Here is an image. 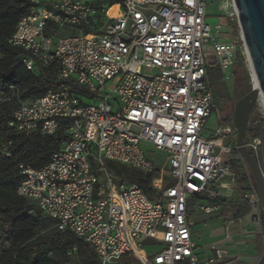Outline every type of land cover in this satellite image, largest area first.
Returning a JSON list of instances; mask_svg holds the SVG:
<instances>
[{
    "label": "built area",
    "instance_id": "2783aa9c",
    "mask_svg": "<svg viewBox=\"0 0 264 264\" xmlns=\"http://www.w3.org/2000/svg\"><path fill=\"white\" fill-rule=\"evenodd\" d=\"M28 1L31 7L9 43L27 51L21 61L28 70L57 62L59 78L73 79L84 91L62 84L58 91L22 99L15 85L0 89V109L16 103L9 126L17 132L54 135L64 128L67 135L45 166L20 165L18 195L56 229L89 244L98 264H117L127 253L142 264H227L215 245L211 257L196 253L189 220L190 197L214 199L237 184L233 146L222 139L237 138L234 124L216 125L212 131L219 139L208 138L204 129L214 107L207 63L216 58L228 78L225 71L234 67L241 45L213 37L208 0H120L113 7L94 0ZM220 1L226 16L237 18L235 0ZM241 40L245 47L242 35ZM93 97L98 103L84 100ZM10 144L0 152L10 156ZM153 153L164 156L168 169ZM109 163L156 171V195L116 179ZM242 198L258 210L252 220L262 233L256 187ZM218 207L199 208L210 214ZM226 231L230 238L229 226ZM155 243L162 248L150 260L145 246ZM75 252L76 247L68 254ZM257 264H264V252Z\"/></svg>",
    "mask_w": 264,
    "mask_h": 264
},
{
    "label": "trees",
    "instance_id": "16d2710c",
    "mask_svg": "<svg viewBox=\"0 0 264 264\" xmlns=\"http://www.w3.org/2000/svg\"><path fill=\"white\" fill-rule=\"evenodd\" d=\"M93 3L113 7L120 4V0H94ZM30 7L28 0H0V89L15 85L19 88L22 99L39 97L49 91H58L62 84H67L72 90L83 92L84 89L73 79L59 78L60 67L57 62L36 71L28 70L21 61L27 51L9 43L8 40L17 23ZM228 23L233 27L234 34L237 36L239 31L237 22L232 20ZM242 59V50L238 48L236 63L233 67L234 73L237 64L242 66ZM15 107L16 103L11 102L0 109V148L3 144L11 142L10 156L0 152V264H98L99 259L92 247L75 235L56 228L50 233L39 234L38 230L42 222L48 218L38 210L34 203L18 195L17 188L22 179L20 165H29L34 168L45 166L51 154L59 150L67 135L64 128L54 135L17 132L9 126L11 113ZM224 122L233 123L232 119ZM251 134L256 135L255 131L248 127L244 136L245 143ZM235 146L236 143L233 145L232 153L240 156ZM250 153L258 162L252 148H250ZM230 164L236 174L237 186L241 195V199L233 201L234 203L231 202V207L237 206L232 212V219L239 220L241 215L252 217L253 206L242 198V193L255 187L253 176L242 157L231 159ZM116 165L121 164L109 163L110 167ZM131 169L129 172L126 169H119L114 172V176L116 179L122 178L138 183L150 197H154L156 192L151 183L156 171L143 173ZM221 201L224 200L220 195L213 199L214 204L217 205ZM259 238L263 245L264 214L262 215V233H259ZM74 247H76V252L69 255L68 252ZM151 258L152 254L149 253V259ZM133 262L142 264L134 255L127 253L117 264H133ZM178 264L191 263L183 261Z\"/></svg>",
    "mask_w": 264,
    "mask_h": 264
},
{
    "label": "rangeland",
    "instance_id": "374dc122",
    "mask_svg": "<svg viewBox=\"0 0 264 264\" xmlns=\"http://www.w3.org/2000/svg\"><path fill=\"white\" fill-rule=\"evenodd\" d=\"M207 10L208 15L206 17V22L211 26L213 37L220 42H234L238 45V47H240L241 45L243 56V59L241 60L243 64L242 66L238 64L235 66V73L233 67L225 71V75L228 77L226 79L224 78V70L218 64L216 58H213V56H211L207 63L208 80L212 88L214 107L213 113L211 114L208 120L206 129H204V134L208 138L219 139L213 134L212 130L216 127V125L225 123L224 121L227 119L233 120V113L236 103L241 97L251 91L254 84V80L252 78L253 72L249 63L248 54L243 45V41L241 40L240 28L238 26V35L235 36L233 27L228 23L229 21L233 20L236 21L238 25V19H233L226 16L227 12L221 7L220 0H208ZM230 12L231 11L228 10V13ZM224 21H227V23H225ZM217 25H221V28L218 31L216 28ZM141 71L144 74H152V72L147 68H142ZM84 100L86 103L90 104H96L99 101L98 97L85 98ZM248 127L250 129H253L256 135L251 134L248 137L247 143L245 144L249 151L250 148H252L259 162V167L264 175V104L260 100L249 115ZM222 139L224 145L233 146L235 145L237 138L233 140L230 137H223ZM251 144L255 147H252ZM153 155L159 160L160 166H164V168L168 169V166L164 165L165 158L163 155L159 153H153ZM239 157L241 156L234 155V158ZM109 168L113 172H116L119 169H126V171L128 172L132 170L130 167L122 165H116L114 167L109 166ZM93 170L97 174H100L101 172L100 170H96L94 167ZM170 180L174 181L173 178ZM212 190H216V188L212 187ZM220 196L224 201H221L220 204H218L219 207L217 211H214L210 214L200 210L199 207L200 205L214 204L213 197L200 199L193 195L189 199V220L191 223L193 240L196 244L195 251L201 258H207L209 254H213L211 246L227 238L226 227H230V221H232V212L237 207L232 206V210V207L230 206L231 202L234 203L241 199L240 191L238 189L237 184L233 190H222ZM252 211L256 212L258 210L254 209ZM263 214L264 212L262 210V215ZM241 218L245 221L247 219V217L244 215H241ZM253 226H255L258 231L261 230V224L251 220L250 225L248 227L253 229ZM54 229V224L50 220L46 219L42 222L38 232L39 234H45L52 232ZM243 232L248 233V230H243ZM259 244V237L254 240H251L248 243L250 247L254 245L259 246ZM145 247L149 253L155 252L162 248V246L158 243H155L154 245L146 244ZM133 264L138 263L133 262Z\"/></svg>",
    "mask_w": 264,
    "mask_h": 264
},
{
    "label": "water",
    "instance_id": "95a60500",
    "mask_svg": "<svg viewBox=\"0 0 264 264\" xmlns=\"http://www.w3.org/2000/svg\"><path fill=\"white\" fill-rule=\"evenodd\" d=\"M235 5L238 26L258 86L253 84L251 91L238 100L232 121L237 131L236 148L253 176L264 212V175L244 142L249 115L260 98L264 104V0H235Z\"/></svg>",
    "mask_w": 264,
    "mask_h": 264
},
{
    "label": "crops",
    "instance_id": "0c3cea01",
    "mask_svg": "<svg viewBox=\"0 0 264 264\" xmlns=\"http://www.w3.org/2000/svg\"><path fill=\"white\" fill-rule=\"evenodd\" d=\"M224 22L227 23V21ZM233 220L234 219H232V221ZM239 220L240 222L230 221V238H225L222 241H219L213 245L220 247L224 250L223 260L226 261L227 264H257L258 258L264 252V247L262 245L261 239L259 238V246L254 245L250 247L248 243L251 240H254L259 237V231L255 226H253V229L248 227L252 220L251 216L247 217L246 221L242 218H240ZM244 229L248 230V233L246 232L247 234L242 233ZM212 255L213 254H209L208 257H211Z\"/></svg>",
    "mask_w": 264,
    "mask_h": 264
},
{
    "label": "bare ground",
    "instance_id": "6f19581e",
    "mask_svg": "<svg viewBox=\"0 0 264 264\" xmlns=\"http://www.w3.org/2000/svg\"><path fill=\"white\" fill-rule=\"evenodd\" d=\"M248 59H249V58H248ZM249 63H250V60H249ZM250 65H251V63H250ZM251 69H252V67H251ZM252 72H253V70H252ZM252 78H253V80H254V84H255V86H258V85H257V81L255 80L254 73H253ZM260 101L263 102L262 98H260ZM139 255H140L141 257H143V253H142V252H139Z\"/></svg>",
    "mask_w": 264,
    "mask_h": 264
}]
</instances>
